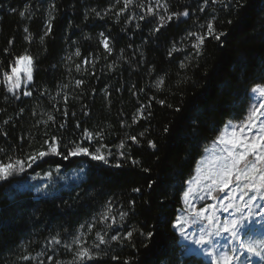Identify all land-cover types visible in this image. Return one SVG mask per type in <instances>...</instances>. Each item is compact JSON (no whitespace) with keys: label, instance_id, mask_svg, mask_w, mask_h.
Listing matches in <instances>:
<instances>
[{"label":"trees","instance_id":"16d2710c","mask_svg":"<svg viewBox=\"0 0 264 264\" xmlns=\"http://www.w3.org/2000/svg\"><path fill=\"white\" fill-rule=\"evenodd\" d=\"M243 2L237 8L234 0L223 5L161 0L170 12L188 10L189 16L174 18L154 33L158 18L140 20L146 9L141 11L135 2L117 17L122 0H0V80L16 56L27 53L34 58L31 96L15 99L0 84V161L42 150L44 140L53 135L66 154L73 142L82 141L85 128L103 131L101 141L83 143L92 151L103 143L109 159L105 165L87 157H45L31 172L80 169L83 179L43 198L19 193L11 187L12 179L0 182V264H40L33 257L48 240L58 237L62 245L90 219L95 224L89 246L96 232L107 231L108 242L83 264H204L183 252L168 221L182 207L185 182L205 148L228 121L243 119L251 88L264 83V0ZM50 14L52 31L44 35ZM213 17L216 30L226 35L219 41L206 39L197 56L195 37L188 33L204 34ZM100 33L110 38L111 55L101 46ZM28 35L31 42L25 39ZM173 48L178 50L170 57ZM160 78L165 83L157 89ZM76 80L82 84L77 86ZM48 114L54 121H47ZM130 136L138 142L133 144ZM149 140L156 149L148 147ZM121 142L125 147L118 149ZM133 159L140 164L133 165ZM117 162L123 167L110 166ZM150 181L156 182L152 189ZM134 187L141 192H133ZM109 203L117 221L111 228V217L99 222ZM121 212L128 213L124 221L119 220ZM127 231L133 232L131 241L110 239ZM149 231L155 233L151 240L140 235ZM25 254L30 259L24 260ZM60 256L61 264H71L66 251Z\"/></svg>","mask_w":264,"mask_h":264},{"label":"snow or ice","instance_id":"6c2138e0","mask_svg":"<svg viewBox=\"0 0 264 264\" xmlns=\"http://www.w3.org/2000/svg\"><path fill=\"white\" fill-rule=\"evenodd\" d=\"M121 0H117L120 3ZM208 0H205L207 3ZM233 2V0H229ZM123 8L116 13L117 17L126 11L130 5L134 4V0H122ZM213 4H224V0H211ZM234 4L237 8L243 7V0H234ZM141 11L146 12L145 15L139 17L140 20H144L145 16H155L158 18V26L153 29L154 33H158L166 23H171L173 19H179L180 17L189 16L188 10L182 12H170L169 5L167 3H161V0H155V5L149 3L136 4ZM227 7V5H224ZM163 9V12H160ZM199 11L204 12V7H201ZM27 9L20 12V16L25 17ZM99 15V14H98ZM50 21L46 25V31L44 35H48L52 31ZM215 17L209 19L206 23V32L204 34H198L196 32H189V37H195V42L192 44V48L195 49V54L199 56L202 52V47L205 40L209 37L219 41L221 37L226 34L223 31H217L214 27L213 21ZM232 23L231 20L228 21ZM24 31L27 33L28 29ZM100 44L104 48L105 53L112 54L111 40L105 36L104 33H100ZM25 39L31 42L32 37L26 36ZM43 40V37H41ZM13 43L9 40V45ZM178 49L173 48L169 52V56H172L174 51ZM8 49H5V53ZM75 55L79 56L77 51ZM83 63L86 65L87 60ZM33 65L34 58L27 53L16 56L14 62L8 65V71H4L2 74V80L0 84H3L4 90L10 94L13 98L19 99L21 93L23 96H31V91L28 90V85L33 80ZM181 68L185 67L184 63H181ZM77 71H80V65L76 66ZM165 80L160 78L156 81V88L160 89L164 85ZM82 84L81 80H76V85ZM251 96L249 97V105L246 109V113L243 119L238 121H228L222 129L219 130L212 145L205 148V155L196 162V168L192 177L185 183L187 187L182 192V203L184 208L180 214L175 215L174 219L168 221L171 224V228L175 234L178 235L182 241H186L189 244L195 246L193 248H186V253L191 254L195 251L197 255H204L210 258V264H251L252 258H258L260 262H264V239H244L242 234L250 232L254 226L264 229V85L257 84L251 88ZM43 95V93H41ZM67 102V97H65ZM161 105L165 104V101H158ZM171 107V105H168ZM176 111H180L179 108ZM67 115V113H65ZM84 115H88L87 112ZM142 115V111H141ZM47 121H54V117L48 114ZM45 121L44 123H47ZM7 123V121H5ZM136 123V120H133ZM64 127L63 124L60 125ZM77 128L80 125L77 123ZM165 133L168 132V127L164 128ZM103 131L91 132L87 128L83 130L82 141L73 142V146L68 148L67 153L64 154L60 151V139L53 135L50 139H45L42 150H38L33 153H29L24 158L8 156L6 160L0 161V182L8 181L10 177L20 176L28 168H31L33 164H36L38 160H43L48 156H62L64 160L76 157H87L92 161H98L105 165L109 164L108 156L102 152L105 148L103 143H100L94 151L90 150L89 146H85L83 141H87L88 145H91L93 140L101 141L103 139ZM143 133H141V136ZM128 139L133 144L138 142L136 136H130ZM124 143L121 142L117 145L118 149H123ZM148 147L156 149L157 145L152 141H148ZM3 151V149H0ZM123 152L120 153L123 158ZM133 165H139L138 160H132ZM113 168H122L123 165L120 162L110 165ZM58 172L59 169H56ZM148 171V169H144ZM39 174L33 176L32 179H37ZM44 178L51 180V173H45ZM155 181L148 183L149 189H152ZM37 192L41 189L37 188ZM133 192H141L140 188L134 187ZM213 201L212 203L204 204L201 207L196 206V201ZM134 204L135 201H130ZM112 209L111 203L106 206V210L101 213L100 223L112 218V224L107 225L111 228L117 223L115 217L111 216ZM220 214H227L222 218ZM128 215L127 212H121L119 216L120 221H124ZM194 225H200L198 231L189 232V228ZM83 227V226H82ZM88 231L91 232L93 225L89 224ZM140 235L144 236L146 240H151L155 233L149 231L146 234L140 232ZM107 232L101 234L96 232V239L92 245H87V242H82V237L77 235L73 238L72 244L76 246L74 252V259L71 264H83L85 259L91 261L95 255L93 250L99 248L100 245L106 244ZM133 236L132 231H127L123 237L112 235L110 239L112 241H118V239L131 241ZM98 242V243H97ZM49 244L60 245L61 239L58 237H52L48 242ZM147 247V244L144 245ZM67 248H71L70 245H65ZM24 260L30 259L28 256L23 257ZM113 260L117 257L113 256ZM48 260L51 262L52 257L49 256ZM56 264H61L60 261H56ZM124 264H129L128 260L124 261Z\"/></svg>","mask_w":264,"mask_h":264},{"label":"rangeland","instance_id":"374dc122","mask_svg":"<svg viewBox=\"0 0 264 264\" xmlns=\"http://www.w3.org/2000/svg\"><path fill=\"white\" fill-rule=\"evenodd\" d=\"M134 2H135V4L144 3L145 5H147L149 3V1H146V0H134ZM151 3L153 5H155V1H151ZM100 39H101V37H100ZM29 85H28V87H29ZM261 85H264V83ZM21 95H22V93H21ZM250 96H251V91H250ZM212 142L209 143L206 148L210 147L212 145ZM204 155H205V150H204L202 156H204ZM39 161L40 160H38L37 162H39ZM36 164H33V166ZM31 168H28L26 170V172H24L20 176L10 177L9 179H12L11 180V187L17 188L19 193H21L23 191H28L29 193L34 195V197L36 199L37 198H43V197L48 196L52 193L58 194L64 190H66L68 187H72L74 184L79 183L83 179V170H80V169H72V170L64 171V172L59 170L57 172L56 169H58V168H52V169H49L48 171L43 172V173H35V172H31ZM45 173H51V180L44 178ZM36 174H39V177L37 179H32V177L36 176ZM193 174H194V172H193ZM186 187H187V185H185V188ZM37 188H40L41 191L37 192L36 191ZM181 201H182V199H181ZM212 202L213 201H203L202 202V201L197 200L195 203H196L197 207H201L204 204L212 203ZM183 208H184V205L182 203V207L178 210L177 214H180L182 212ZM220 215L223 218L227 214H220ZM89 224H92L93 228H94V224H95L94 220L93 219L86 220L79 227V230L75 234V236L80 235L82 237V242H87V245H89V242L91 241L90 239L92 238L91 232L88 231V227H87ZM199 227H200V225H194L191 228H189V232L191 233V232L198 231ZM93 228H92V230H93ZM105 232H107V231H104L102 234H104ZM75 236H73L72 238H69L68 240L65 239V242L62 245L49 244L48 243L49 240H48V242H46L44 244V246H43L44 248H42V250H40L36 255H34V257H33L34 260L36 262H39L40 264H49L51 262L56 263V261L62 262L64 260L62 259V256H60V253L63 251H66V253L69 255L67 260H70L72 262L74 259V252L76 250V246L72 244V240ZM242 236L244 239H249V238H251V239H264V229H261L259 227L254 226L250 232L243 233ZM179 242L182 246V250L184 253H186L185 246L187 248L195 249L194 245L189 244L186 241H182L180 237H179ZM65 245H70L71 248L69 249V248L65 247ZM26 247H27L26 245H23L22 250L25 251ZM191 255H195L197 257H200L204 261V264H210V258H208L202 254L197 255L194 251L193 253H191ZM24 256L30 257V255H26V254ZM49 256L52 257L51 262L48 260ZM245 264H247V260H245ZM251 264H264V262H260L258 260V258L253 257Z\"/></svg>","mask_w":264,"mask_h":264}]
</instances>
